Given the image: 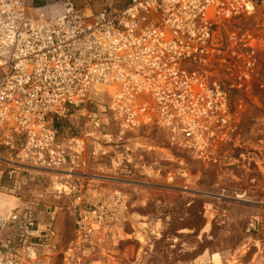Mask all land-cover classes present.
Wrapping results in <instances>:
<instances>
[{
    "label": "built area",
    "instance_id": "built-area-1",
    "mask_svg": "<svg viewBox=\"0 0 264 264\" xmlns=\"http://www.w3.org/2000/svg\"><path fill=\"white\" fill-rule=\"evenodd\" d=\"M96 2L0 0V144L10 156L0 173L11 193L28 171L83 168L87 153H106L141 125L177 129L203 154L229 120L219 69L237 77L236 88L256 74L258 38L238 21L253 16L264 27V0ZM75 117L79 133L63 135L57 123ZM122 197L114 192L111 203ZM82 199L74 198L77 239L111 231L114 207ZM20 204L0 216V264H44L54 213L41 222Z\"/></svg>",
    "mask_w": 264,
    "mask_h": 264
},
{
    "label": "rangeland",
    "instance_id": "rangeland-1",
    "mask_svg": "<svg viewBox=\"0 0 264 264\" xmlns=\"http://www.w3.org/2000/svg\"><path fill=\"white\" fill-rule=\"evenodd\" d=\"M238 22L258 38L256 74L247 89L236 88L237 77L219 69L229 120L203 154L185 146L177 129L141 125L106 153H87L83 168L28 171L17 194L0 173V216L20 203L41 222L54 213L57 239L41 254L44 264H264V27L253 16ZM72 121L57 123L63 135L79 133L80 119ZM8 158L0 144L1 169ZM114 192L123 196L116 206ZM78 195L81 206L114 207L111 231L77 239Z\"/></svg>",
    "mask_w": 264,
    "mask_h": 264
},
{
    "label": "crops",
    "instance_id": "crops-1",
    "mask_svg": "<svg viewBox=\"0 0 264 264\" xmlns=\"http://www.w3.org/2000/svg\"><path fill=\"white\" fill-rule=\"evenodd\" d=\"M26 1V4L27 5H32V6H37V5H43V4H46V3H51L53 2L54 0H25ZM76 4H91L94 8L97 7V2L96 0H75ZM97 9V8H95Z\"/></svg>",
    "mask_w": 264,
    "mask_h": 264
}]
</instances>
